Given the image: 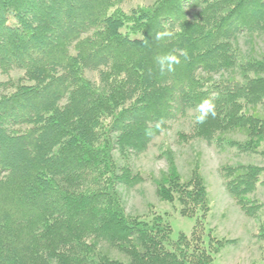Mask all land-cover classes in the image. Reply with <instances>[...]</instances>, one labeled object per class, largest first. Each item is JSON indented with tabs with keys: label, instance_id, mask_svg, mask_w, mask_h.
<instances>
[{
	"label": "trees",
	"instance_id": "trees-1",
	"mask_svg": "<svg viewBox=\"0 0 264 264\" xmlns=\"http://www.w3.org/2000/svg\"><path fill=\"white\" fill-rule=\"evenodd\" d=\"M125 1L0 0V264H213L236 242L205 230V179L183 178L169 154L155 194L196 216L190 234L172 238L158 212L127 213L121 187L153 178L130 158L181 118L191 119L181 142L264 155V55L238 45L264 34V0ZM169 28L175 38L155 39ZM180 50L188 59L161 74L155 57ZM204 98L217 115L196 124ZM219 173L264 241V166Z\"/></svg>",
	"mask_w": 264,
	"mask_h": 264
},
{
	"label": "rangeland",
	"instance_id": "rangeland-1",
	"mask_svg": "<svg viewBox=\"0 0 264 264\" xmlns=\"http://www.w3.org/2000/svg\"><path fill=\"white\" fill-rule=\"evenodd\" d=\"M153 0H126L123 8L147 5ZM238 45L246 55L258 57L264 55V34L238 37ZM2 76L0 75V79ZM190 118H181L169 123L166 132L156 136L144 152L132 156L130 163L134 169L153 178L146 179L132 188L121 187L123 203L129 214H151L153 211L163 214L172 226V238L183 232L190 234L195 217L183 216L173 205L160 202L155 194L154 179L168 170L167 155L174 158L176 170L183 178H188L193 169H197L205 179L211 210L204 221L205 230L212 235L236 240L223 246L215 255L213 264H264V241L255 237V221L245 216L227 194L220 176L219 168L226 162L253 163L264 166V155L239 152L230 147L217 148L200 140L181 142L177 138L180 131H187ZM240 138V136H236ZM264 202V185L255 194ZM151 206V208H149ZM209 232V231H208ZM114 258L125 260V256L107 245H101Z\"/></svg>",
	"mask_w": 264,
	"mask_h": 264
},
{
	"label": "clouds",
	"instance_id": "clouds-1",
	"mask_svg": "<svg viewBox=\"0 0 264 264\" xmlns=\"http://www.w3.org/2000/svg\"><path fill=\"white\" fill-rule=\"evenodd\" d=\"M176 31L169 28L164 29L162 31H158L155 34L156 40H166V39H173L176 36ZM180 57H184L185 60L188 59V52L187 50H180L179 54H176L175 51L167 52L164 54L157 55L155 57V63L159 68L161 74L174 72L175 67L181 63ZM217 115L216 113V103L215 98H204L200 100L194 108L193 118L196 124H203L205 123L209 117L215 118ZM163 121H157L155 124V128L159 129L162 125ZM146 135H151L152 130L151 128L146 130Z\"/></svg>",
	"mask_w": 264,
	"mask_h": 264
}]
</instances>
